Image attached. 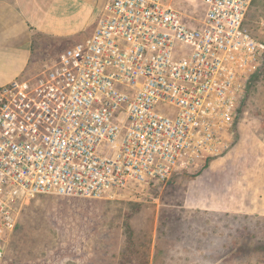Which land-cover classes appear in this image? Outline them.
Instances as JSON below:
<instances>
[{
    "label": "built area",
    "instance_id": "2783aa9c",
    "mask_svg": "<svg viewBox=\"0 0 264 264\" xmlns=\"http://www.w3.org/2000/svg\"><path fill=\"white\" fill-rule=\"evenodd\" d=\"M252 0H106L90 35L0 87V258L45 195L143 202L232 150L264 71Z\"/></svg>",
    "mask_w": 264,
    "mask_h": 264
},
{
    "label": "rangeland",
    "instance_id": "374dc122",
    "mask_svg": "<svg viewBox=\"0 0 264 264\" xmlns=\"http://www.w3.org/2000/svg\"><path fill=\"white\" fill-rule=\"evenodd\" d=\"M244 24L264 42V0H252ZM236 144L250 150L247 163L264 162V71L239 106ZM202 173L176 176L143 202L38 196L21 208L0 264H264V215L207 210L216 179L200 184ZM256 173L233 180L234 197L248 202L250 190L253 207L264 200Z\"/></svg>",
    "mask_w": 264,
    "mask_h": 264
},
{
    "label": "crops",
    "instance_id": "0c3cea01",
    "mask_svg": "<svg viewBox=\"0 0 264 264\" xmlns=\"http://www.w3.org/2000/svg\"><path fill=\"white\" fill-rule=\"evenodd\" d=\"M105 2L0 0V87L42 63V60L58 58L74 43L90 35ZM246 151L250 150L234 145L229 153L214 160L198 177L200 184L209 178L216 179V193L209 202L204 201L207 210H216L220 214L264 215V200H256L253 207L250 190L246 193L250 197L248 202L234 197L233 180L242 172L244 178L246 168L254 167L257 171L255 177L260 184L264 182V162L247 163ZM251 175L247 177L251 178ZM261 191L256 189L258 194Z\"/></svg>",
    "mask_w": 264,
    "mask_h": 264
}]
</instances>
